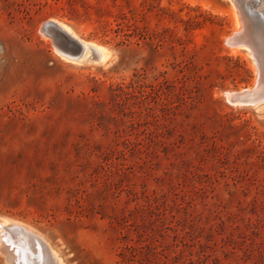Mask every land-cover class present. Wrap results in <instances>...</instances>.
<instances>
[{
  "label": "rangeland",
  "instance_id": "1",
  "mask_svg": "<svg viewBox=\"0 0 264 264\" xmlns=\"http://www.w3.org/2000/svg\"><path fill=\"white\" fill-rule=\"evenodd\" d=\"M238 11L0 0V223L46 249L22 237L19 262L264 264V100L226 98L257 79L250 49L226 41ZM48 20L108 57L65 60Z\"/></svg>",
  "mask_w": 264,
  "mask_h": 264
},
{
  "label": "bare ground",
  "instance_id": "2",
  "mask_svg": "<svg viewBox=\"0 0 264 264\" xmlns=\"http://www.w3.org/2000/svg\"><path fill=\"white\" fill-rule=\"evenodd\" d=\"M233 1L238 7L239 16L238 19H236L235 21V25L232 32L226 36L227 37L226 41L230 46H234L233 48H231L233 51H237L239 49L238 48L239 46H243L241 45L243 44V42L240 43L239 41L248 42L252 46V50L250 49V53L253 55V51H256L262 63L264 64V0H233ZM242 11L247 12L246 13L247 17H245L242 14ZM57 22L68 33H70L74 37L78 36L76 33H74L71 30V28L68 25L60 21ZM81 42L83 45V49L80 55L77 57L70 56L69 54L61 51L57 47L55 48V51L62 58H64L65 60H70L73 63L88 62V61H104V59L108 57L107 55L109 53H107V49L102 45L96 44L92 41L81 40ZM261 87L259 89V92H262L261 94L262 96L255 95L253 92H251L252 96L248 101L250 104L255 105L261 99H264V78ZM247 90H251V88H247ZM230 97H231L230 93L229 92L226 93V98L230 104L233 103V105H238V106L243 104L239 101L232 102ZM19 233H21V236H18ZM22 237L24 238L27 246L34 251V254L39 259L41 258V260H43L42 257L44 256V252L46 250L45 247L43 246L44 245L43 242L41 243V241L38 240L39 238L36 239L35 241L33 238L34 236L31 234L30 230L25 229L23 226H21L15 221L9 220L0 223V242H1L0 248L6 253L7 258L9 260V264H24L23 262L24 260H22V262H19L22 256L20 251L24 249L23 247L25 244ZM35 238L37 237L35 236ZM47 259H49L48 256ZM56 262H58V260Z\"/></svg>",
  "mask_w": 264,
  "mask_h": 264
},
{
  "label": "water",
  "instance_id": "3",
  "mask_svg": "<svg viewBox=\"0 0 264 264\" xmlns=\"http://www.w3.org/2000/svg\"><path fill=\"white\" fill-rule=\"evenodd\" d=\"M242 14L245 17H247V14L245 11H242ZM42 29L46 32L55 34L60 39V40L56 41V45L61 51L65 52V53H67L73 57L79 56L80 53L82 52L83 45H82L81 40H83V39H81L79 36L74 37L73 35L68 33L65 29H63L60 26V24L56 20L46 21L43 24ZM239 42L240 43L243 42V44H241V45L248 47L249 49L252 50V46L248 42H245V41H239ZM253 57L255 60L256 68H257L256 83L253 87H251V90H247V88H246V89H243L240 91L230 93V95H231L230 99L232 102L233 101H239L243 104L249 105L250 103L248 101L252 96L251 92H253L255 95H258V96L262 94V92H259V89L263 84L264 64L262 63V61H261V59H260V57L256 51H253ZM261 89H262V87H261ZM256 91H258V92H256ZM260 91H262V90H260ZM262 100H264V99H261L260 101H262Z\"/></svg>",
  "mask_w": 264,
  "mask_h": 264
}]
</instances>
